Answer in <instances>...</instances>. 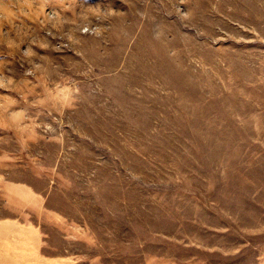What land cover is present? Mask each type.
Wrapping results in <instances>:
<instances>
[{
    "label": "rangeland",
    "instance_id": "1",
    "mask_svg": "<svg viewBox=\"0 0 264 264\" xmlns=\"http://www.w3.org/2000/svg\"><path fill=\"white\" fill-rule=\"evenodd\" d=\"M0 264H264V0H0Z\"/></svg>",
    "mask_w": 264,
    "mask_h": 264
}]
</instances>
